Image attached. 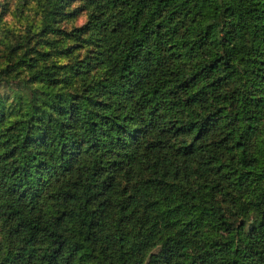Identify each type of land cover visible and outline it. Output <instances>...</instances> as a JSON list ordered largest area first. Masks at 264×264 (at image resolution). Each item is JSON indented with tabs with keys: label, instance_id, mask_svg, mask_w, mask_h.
Masks as SVG:
<instances>
[{
	"label": "trees",
	"instance_id": "1",
	"mask_svg": "<svg viewBox=\"0 0 264 264\" xmlns=\"http://www.w3.org/2000/svg\"><path fill=\"white\" fill-rule=\"evenodd\" d=\"M15 9L0 264H264V0Z\"/></svg>",
	"mask_w": 264,
	"mask_h": 264
},
{
	"label": "rangeland",
	"instance_id": "2",
	"mask_svg": "<svg viewBox=\"0 0 264 264\" xmlns=\"http://www.w3.org/2000/svg\"><path fill=\"white\" fill-rule=\"evenodd\" d=\"M19 0H0V3L6 2L8 4L9 7V11L10 13L14 14L16 13V4L18 3ZM28 15H30L31 17L33 16V13L31 11L27 12ZM6 17V16H4ZM7 18V17H6ZM85 20V15L84 14H80L77 18H75L74 20H69L66 23V26L68 28L72 27V26H76V25H80L83 21ZM14 23L16 24L17 21H14Z\"/></svg>",
	"mask_w": 264,
	"mask_h": 264
}]
</instances>
